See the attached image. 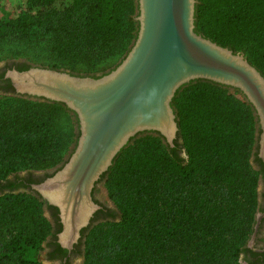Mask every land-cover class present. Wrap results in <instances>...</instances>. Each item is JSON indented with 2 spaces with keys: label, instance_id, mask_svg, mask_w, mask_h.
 Returning a JSON list of instances; mask_svg holds the SVG:
<instances>
[{
  "label": "trees",
  "instance_id": "trees-1",
  "mask_svg": "<svg viewBox=\"0 0 264 264\" xmlns=\"http://www.w3.org/2000/svg\"><path fill=\"white\" fill-rule=\"evenodd\" d=\"M137 9V0H26L18 16L0 19V43L28 39L47 48L52 68L86 75L128 53ZM195 25L244 52L264 75V0H197ZM173 105L175 146L159 133L134 139L103 174L119 214L87 230L82 264H240L249 250L259 173L250 161L251 103L225 85L197 79L177 90ZM73 115L62 102L0 95V264H43L53 226L43 214L46 201L20 189L18 172L62 160ZM256 161L264 175V160L257 154Z\"/></svg>",
  "mask_w": 264,
  "mask_h": 264
},
{
  "label": "water",
  "instance_id": "water-1",
  "mask_svg": "<svg viewBox=\"0 0 264 264\" xmlns=\"http://www.w3.org/2000/svg\"><path fill=\"white\" fill-rule=\"evenodd\" d=\"M137 37L122 61L94 77L31 66L7 70L15 93L64 103L78 118L77 144L64 164L32 184L59 210V243L71 250L101 205L93 191L119 151L143 131L161 134L174 146L179 126L172 100L183 85L207 79L240 90L260 125L258 156L264 160V75L242 51L235 52L198 33L197 0H137ZM183 155L186 152L183 149ZM264 218L256 213L249 248ZM70 236L65 239L67 230Z\"/></svg>",
  "mask_w": 264,
  "mask_h": 264
},
{
  "label": "rangeland",
  "instance_id": "rangeland-1",
  "mask_svg": "<svg viewBox=\"0 0 264 264\" xmlns=\"http://www.w3.org/2000/svg\"><path fill=\"white\" fill-rule=\"evenodd\" d=\"M25 8H26V0H0V19L1 20H8V19H11L13 17H16L21 12H23L25 10ZM138 13L139 12L137 9L135 17L138 15ZM135 20H136V18H135ZM138 27H139V24H138ZM134 41L135 40L132 41V44L134 43ZM132 44H131V46H132ZM125 56L111 57L108 60L103 62V64L101 65L99 70L94 71V72H89L86 75L98 77V76H101L105 73H108L112 69H114L122 61V59ZM18 63H22L28 67L42 66V67L52 68L51 65L54 64L55 61L45 46L31 43L30 40L22 39L18 36H11L7 40L0 43V68H2L4 66L18 64ZM9 69H12V68H8L7 70H9ZM60 70H65V71H68L72 74L76 73V71L71 70L70 67H61ZM83 76H85V75H83ZM226 87L229 89V91L231 93L235 94V96L237 98L244 100V101H248L245 98V96H243V94L240 92V90L233 88V87H230V86H226ZM0 95L1 96H4V95L20 96V97L30 98L32 100H44V99H38V98L37 99L31 98L30 96L19 95V94H16L15 91H8V90L2 89V88H0ZM172 105H173V100H172ZM173 108L175 110L174 105H173ZM175 113H176V110H175ZM254 115H255V121H256V125H255L256 126V132H255L256 140H255V144L253 147L252 154L250 156V161H251L253 167L257 171H259V173H258V184H257V188H256L257 201H258V209L257 210L262 211L261 207L264 206V175L260 171L261 166L256 161L257 154L259 151V137H260L261 130H260V125H259L258 117L256 115L255 110H254ZM73 118H74L73 139H72L71 143L69 144V147H68L67 151L65 152L62 160L57 165L47 167V168H43V169H30V170L29 169H25V170L23 169V170H20L18 172L19 175H25V174H29V173L30 174H32V173L44 174V173L54 172L57 168L62 166L64 164V162L67 161V159L69 158V156L71 155V153L73 152V150L77 144V140H78V136H79V123L77 121L78 119L75 117V115H73ZM176 118H177V115H176ZM148 134L158 135V132H154V131L140 132V133L136 134L132 139H130L128 144L134 142V139L140 138V137L148 135ZM177 138H178V134H177L176 139ZM163 140L170 147H173L166 141L165 138ZM175 140H174V146H175ZM182 155H183V149H182ZM28 191H30V193L35 194V195L38 194L37 192L33 191L32 188H30ZM95 196L100 200L101 204L112 209L113 215L118 216L119 211L117 210L112 199L110 198L109 193H108V189L106 187V177L103 176L101 178V180H99V182L97 183V185L95 187ZM43 207H44L43 208V214L45 217H47V219L50 220L53 227H52V231H51L50 235L47 237V239L44 243V247L41 251V260H42L43 264H62L61 261H58V260L56 261V260H54V257L50 256V247L48 246V240L52 236V232L54 230V220H53V217H52V214H51V211L49 209V205L47 202H44ZM263 237H264V221H262V224L260 225L259 237L258 238L256 237V240L254 243V247L256 249L259 248V246L258 247L256 246V243H258L260 245L264 244ZM250 238H251V236H250ZM250 238L248 239V241L246 243V247H248V248H249L248 244H249ZM244 256H245V251L241 255V260H240L241 263L240 264H249L246 261V259L244 258ZM83 257H84V246L82 245L80 253L78 255L76 254V256H75L76 261L74 263L72 262V264H82L83 263Z\"/></svg>",
  "mask_w": 264,
  "mask_h": 264
},
{
  "label": "flooded vegetation",
  "instance_id": "flooded-vegetation-1",
  "mask_svg": "<svg viewBox=\"0 0 264 264\" xmlns=\"http://www.w3.org/2000/svg\"><path fill=\"white\" fill-rule=\"evenodd\" d=\"M25 66L26 65L22 63H18V64L4 66L0 68V88L9 90V91H13V90L15 91L11 80L5 77L6 71L8 68H12V69L16 68L18 70H21V69L24 70ZM54 172H49V173H44V174H41V173L40 174H36V173L30 174L29 173L25 175H20L18 179L19 187L20 189L29 190L32 187V184L42 182L47 177L51 176ZM93 198L97 203L101 205V207L98 210H96V212L94 213L93 217L91 218L90 224L81 230V236L78 239V241L73 245V248L71 250L64 248L58 241V233L62 230V223L59 217V210L57 207L49 204L50 205L49 209L51 211V214L54 220V230L52 232V236L48 240V246L50 247V256L54 257V260L61 261L62 264H72V262L74 263L76 261L75 259L76 254L78 255L80 253L82 245L84 246L83 242H84L85 234L87 230L94 223H97L98 221L106 218L108 215L112 213V209L101 204L100 200L95 196V188L93 191ZM261 209L263 211L264 206H262ZM259 232H260V229H259ZM259 232H258L257 238L259 237ZM256 246L257 247L259 246V248L256 250L249 248V250L245 252L244 258L246 259L248 263L249 261H255V264H262V263L264 264V244L260 245L256 243Z\"/></svg>",
  "mask_w": 264,
  "mask_h": 264
},
{
  "label": "bare ground",
  "instance_id": "bare-ground-1",
  "mask_svg": "<svg viewBox=\"0 0 264 264\" xmlns=\"http://www.w3.org/2000/svg\"><path fill=\"white\" fill-rule=\"evenodd\" d=\"M70 233H71V232H70V230L68 229L67 232H66V237H65V239H68V238H69Z\"/></svg>",
  "mask_w": 264,
  "mask_h": 264
}]
</instances>
